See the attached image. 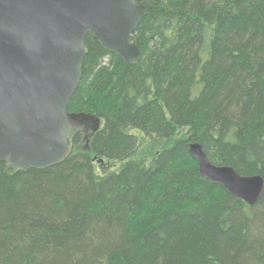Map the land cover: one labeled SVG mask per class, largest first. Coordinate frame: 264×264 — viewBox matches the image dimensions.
I'll return each mask as SVG.
<instances>
[{
  "label": "trees",
  "instance_id": "trees-1",
  "mask_svg": "<svg viewBox=\"0 0 264 264\" xmlns=\"http://www.w3.org/2000/svg\"><path fill=\"white\" fill-rule=\"evenodd\" d=\"M136 1L137 64L84 38L67 111L99 130L55 167L0 163V264H264V186L250 207L188 152L264 183V0Z\"/></svg>",
  "mask_w": 264,
  "mask_h": 264
},
{
  "label": "water",
  "instance_id": "water-1",
  "mask_svg": "<svg viewBox=\"0 0 264 264\" xmlns=\"http://www.w3.org/2000/svg\"><path fill=\"white\" fill-rule=\"evenodd\" d=\"M146 7L136 0H0V163L12 177L63 163L77 135L95 133L100 119L69 113L81 79L84 38L137 64L131 41ZM188 152L201 178L253 206L263 191L259 175L243 177L212 164L202 147Z\"/></svg>",
  "mask_w": 264,
  "mask_h": 264
},
{
  "label": "rangeland",
  "instance_id": "rangeland-1",
  "mask_svg": "<svg viewBox=\"0 0 264 264\" xmlns=\"http://www.w3.org/2000/svg\"><path fill=\"white\" fill-rule=\"evenodd\" d=\"M87 138H88V134L84 136V140H87ZM149 155L150 154H147L146 152L140 153V156H142V157H145V156L148 157ZM143 217H142V215H140L136 218V220H135L136 225L134 226V231H137V232L141 231V225H142V222L144 221Z\"/></svg>",
  "mask_w": 264,
  "mask_h": 264
}]
</instances>
